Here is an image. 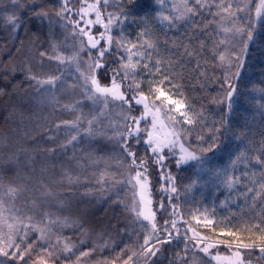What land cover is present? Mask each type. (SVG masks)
Returning <instances> with one entry per match:
<instances>
[{
	"label": "trees",
	"instance_id": "1",
	"mask_svg": "<svg viewBox=\"0 0 264 264\" xmlns=\"http://www.w3.org/2000/svg\"><path fill=\"white\" fill-rule=\"evenodd\" d=\"M12 1L9 15L15 20L0 9V200L12 202L29 233L18 237L14 251L0 254V264H128L152 233L130 207L119 205L131 195L110 192L115 179L143 165L152 178L155 224L180 237L253 246L240 249L246 258H258V247L264 246V16L231 52L222 31L231 0H180L179 6L174 0H97L94 33L103 34L108 47L98 82L109 86L122 80L134 116L143 111L136 92L164 90L182 101L184 115L172 119V130L163 121L160 131L170 134L168 142L182 141L192 159L182 164L167 150V163L155 164L159 147L151 137L146 142L132 137L124 148L120 141H82L79 159L109 161L108 177L79 170L60 208L46 200L41 178L25 164L33 145L27 119L40 109L37 86L46 65L56 51L70 53L77 40L61 25L57 0ZM112 20L118 22L114 31L108 27ZM123 50L131 62L126 76L118 71L128 64L121 60ZM35 182L40 187L35 189ZM182 243H162L159 253L129 264H170L173 257L175 264H188L177 261Z\"/></svg>",
	"mask_w": 264,
	"mask_h": 264
},
{
	"label": "rangeland",
	"instance_id": "2",
	"mask_svg": "<svg viewBox=\"0 0 264 264\" xmlns=\"http://www.w3.org/2000/svg\"><path fill=\"white\" fill-rule=\"evenodd\" d=\"M57 1L63 7L59 14L61 25L68 26L71 35L76 37V47L67 54L56 51L51 63L46 65L47 71L44 70L38 80L37 87L40 95L37 103L40 109L31 110L33 113L27 119L29 133H31L29 143L33 145L27 153L25 164L31 172H36L41 178L43 182L41 192L45 194L46 200L49 203L60 204L62 208L65 204L63 192L72 189L67 186L81 174L77 173L79 170L86 176H91L97 171L104 176V180L108 177L107 168L111 165L109 161L96 158L82 161L79 159L78 152L82 141L94 143L114 140L120 141L124 148L126 142L132 137L146 142L153 133L166 136L160 131L161 124L164 121L168 129L172 130L169 125L173 123L172 119H179L184 115V105L182 101L173 98L171 93L163 90L156 95L145 94L150 101V108L134 116L122 80L109 86L101 85L97 80V69L103 65L102 54L104 50H108V47L102 45L99 48L100 51L94 53L87 45V36L96 34L94 31L100 20L96 12L98 1L80 0V3L73 4H70L72 0ZM174 2L177 6L182 3L180 0H174ZM13 3L12 0H0V9L7 18L11 16L9 12L13 10ZM231 4L234 6L229 12L230 16L226 17V26H223L222 31L226 32L224 37L229 40L232 52L243 42L244 35L250 36L263 19L264 0H231ZM174 7H176L175 4ZM10 19L13 21L16 17L11 16ZM236 21L239 22L238 28L230 24ZM108 27L110 31H114L118 27V22L112 20ZM124 53V56H120L121 60L128 64L118 69L122 76H126L131 69V62L125 57V51ZM241 62L244 64V58ZM56 69L57 72L61 70L54 74ZM51 71L54 73L52 74ZM64 78L68 80L67 85L64 83ZM72 86L77 87L78 90ZM137 94L138 92L134 96L135 101ZM31 100L36 103L34 97ZM145 114H150V117L143 120L142 116ZM167 150L174 152L182 164H187L192 159V153L186 145L182 141L172 139L166 146L157 150L155 164L160 163L161 155L168 156ZM124 178L115 179L110 194L111 196L123 195L124 198L131 195L130 202L118 201L119 205L130 207L138 222L145 223L152 233L151 240L146 243L140 255H155L159 253L162 243L177 241L183 242L185 246L183 254L178 259L179 261L180 259L188 260V264L257 263L254 260L250 261L251 258H246L243 250L240 249H252L253 246L235 244L233 245L235 247H231L228 243L202 239L198 235L177 237L165 226L155 224V198L151 193L152 178L145 165L127 173ZM64 181L66 184H63ZM38 187L40 185L35 182L34 188ZM107 187L109 188L108 185ZM103 198L105 201L108 200L105 195ZM61 221V226L68 227L66 219ZM20 222L22 220L13 211L12 202L0 200V254L14 251L18 237L29 233H25L28 231V226L21 225ZM155 228L157 232L154 231ZM32 230L35 233H41L36 226ZM220 244L227 247H221ZM258 250L259 256L264 258V247H258Z\"/></svg>",
	"mask_w": 264,
	"mask_h": 264
},
{
	"label": "water",
	"instance_id": "3",
	"mask_svg": "<svg viewBox=\"0 0 264 264\" xmlns=\"http://www.w3.org/2000/svg\"><path fill=\"white\" fill-rule=\"evenodd\" d=\"M87 44L91 49L96 50L102 45V39L97 38L95 35H90L87 37ZM138 101L144 109L148 108L150 105L148 98L143 93L138 94ZM148 116L149 115H144L142 119L145 120ZM153 140L161 146L165 145L167 142V138L157 133L153 135ZM160 160L162 163H166L167 157L161 156Z\"/></svg>",
	"mask_w": 264,
	"mask_h": 264
},
{
	"label": "flooded vegetation",
	"instance_id": "4",
	"mask_svg": "<svg viewBox=\"0 0 264 264\" xmlns=\"http://www.w3.org/2000/svg\"><path fill=\"white\" fill-rule=\"evenodd\" d=\"M260 247H264V246H260ZM255 261V262H257L256 264H264V258H261L259 255H258V258L256 257V258H251V260L250 261ZM177 261H179V259L177 260ZM180 261H182L181 259H180ZM184 261V260H183ZM175 262H176V259L173 257V258H170V260H169V263L170 264H175ZM185 262H187L188 263V260H185Z\"/></svg>",
	"mask_w": 264,
	"mask_h": 264
}]
</instances>
